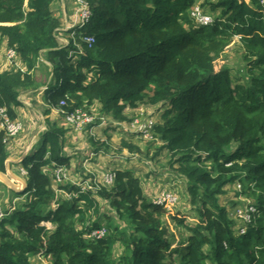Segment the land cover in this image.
Instances as JSON below:
<instances>
[{
	"label": "trees",
	"instance_id": "16d2710c",
	"mask_svg": "<svg viewBox=\"0 0 264 264\" xmlns=\"http://www.w3.org/2000/svg\"><path fill=\"white\" fill-rule=\"evenodd\" d=\"M85 1L88 21L61 31L53 0H0V42L14 48L28 69L45 55L52 74L47 101L64 100L65 112L98 103L105 115L131 122L126 107L156 105L162 113L154 131L164 143L158 150L165 148L171 166L187 179L196 221L186 224L185 215L172 213L189 231L176 241L164 219L169 211L152 202L130 169H112L113 184L81 174L80 182L91 187L69 181L57 185L66 195L55 198L48 167H70L73 156L65 151L70 128L52 122L41 146L18 163L28 171L27 185L11 191L25 201L0 221V264H37L32 257L38 254L52 264H264V0ZM197 2L213 14V23L195 21ZM235 37L241 68L222 60ZM29 77L0 73V106L12 119L23 104L21 93L35 85ZM93 124L99 123L85 127ZM89 138L93 152L110 151L109 141ZM4 139L0 130L2 171L9 156ZM234 184L241 188L229 210L221 196ZM241 197L255 206L242 233L244 220L232 214L247 204ZM109 210L122 225L106 224L114 219ZM103 228L104 236L92 235Z\"/></svg>",
	"mask_w": 264,
	"mask_h": 264
},
{
	"label": "rangeland",
	"instance_id": "374dc122",
	"mask_svg": "<svg viewBox=\"0 0 264 264\" xmlns=\"http://www.w3.org/2000/svg\"><path fill=\"white\" fill-rule=\"evenodd\" d=\"M51 7L55 15L60 18V22L62 23L60 26L61 31L73 29L79 21H82L78 12L76 0H53ZM61 33L62 32L58 31L59 36H61ZM61 40L64 39L61 38ZM79 48H82V46L79 45ZM239 48H241L239 39L235 37L227 47L222 58L226 65L236 68L243 67V55ZM7 50V45L0 42V73L4 71L10 73L21 72L22 75L29 73V78L36 80L34 86H28L27 89L29 90L26 92L22 90L23 92L21 95L23 99L21 101L23 104L17 106V111L18 118L24 123V128L17 136L9 140L7 144L8 153L10 152L11 156H17L21 154L24 149H27L25 148L26 145H33V149H38L42 143V132L52 127V122L60 126L63 125L64 127H68L70 131H68L65 138V151L73 156V162L70 167H66L67 175L62 184L71 181V183H80L81 187H85L91 185V182L88 181L82 184V182H80L83 180V177H80L81 174L86 176L87 173H92L97 177H101L102 180L103 173L114 168L133 170V172L141 178L145 192L149 197H151V195L155 196L164 190L174 193L177 202L172 208H167L169 213L164 216V219L170 227L171 234L174 233L176 241H181L185 238L189 234L188 229L177 225L176 222L171 219L170 215H172V213H174L173 215H185V217H187L186 224H194L196 221L194 208L189 201L190 197L189 191L187 190V179L177 174L175 168L171 166L170 153H168L165 148L158 150L164 143L163 140L156 136L154 130H152L151 133L156 139L150 141L143 139L140 132L131 130L133 125L132 121L134 119L151 118L154 123L161 122L160 116L162 112L158 111L157 106L145 104L137 109L126 107L125 114H128V116L133 119L131 122H126L105 115L99 110V104L97 103L85 110V112L93 118L92 123L98 121L99 124H93L90 127H85L84 124L82 127L78 128L76 125L65 122L64 113L61 111L63 105H65V103L62 102L64 100L60 101L59 105H54L47 101V82L52 77V74L50 73L51 64L46 60L45 55L42 54L41 58H39V61L44 62V65L38 62L33 69H28L27 65L23 63L19 57L10 62L7 57ZM90 134H95L101 140L109 141L110 151L93 152V145L89 138ZM122 141H131L137 148L134 149L133 152L128 148L122 149ZM15 147H18L17 151ZM201 155L202 159H204L207 153L202 152ZM206 161L209 166L211 164L210 160ZM20 167V165L12 163L11 170L20 178L26 180L27 175L20 172ZM49 168L50 167H48V171L51 172ZM53 169L54 168H52V170ZM239 185L240 184L227 185L226 192L221 196V202L226 204L229 210L233 209L230 204H232V200L236 201V192L241 188V185L240 187ZM54 189L56 192L55 198H57V196L59 197V195H66L65 193H61L62 191L59 190L58 186H54ZM16 194L19 193L12 192L9 187H6L0 181V208L11 212L18 204L25 201L24 196H15ZM241 201L244 203L251 201L253 203L252 200H245L244 197H241ZM102 202L105 203L104 201ZM242 204L243 203L238 206L233 204L237 206L238 210L234 212V214L232 212L234 216L243 214L245 217L244 208L240 206ZM53 206L56 207L55 202ZM106 209H109L108 205L105 206V210ZM109 212L114 216V219L105 223L110 225H122L123 222L117 218L115 212L113 210H109ZM49 227L52 228L55 226L49 223ZM240 232L242 233L241 230ZM121 250H123V248L118 247V251ZM32 259L37 264H52L51 257H45L41 254L33 256Z\"/></svg>",
	"mask_w": 264,
	"mask_h": 264
},
{
	"label": "built area",
	"instance_id": "2783aa9c",
	"mask_svg": "<svg viewBox=\"0 0 264 264\" xmlns=\"http://www.w3.org/2000/svg\"><path fill=\"white\" fill-rule=\"evenodd\" d=\"M76 3L78 5V12L81 16V20L79 23L87 22L90 18L91 12L88 7V4L85 0H76ZM192 16L194 17L195 21L198 24L201 25H209L213 23L214 16L213 14L206 12L205 9L201 6L199 2L195 3L192 8ZM87 41L92 43L94 41L93 37H87ZM7 57L10 62L14 61L17 57V51L14 48H8L7 50ZM65 103L64 101H62ZM65 119V122L71 123L73 125H76L78 128L82 127V125L86 126L90 122L92 123V117L85 112V109L78 108L77 110L73 112H65L64 110H61ZM133 125L131 130L140 132L143 139H152L154 136L152 135L151 131L154 130L155 124L151 118L148 119H134L132 121ZM24 128V123L19 118L12 119L8 108L6 106H0V130H3L5 132V143L8 144L9 140H11L13 137L17 136ZM84 128V127H83ZM66 166L63 165H55L54 169L51 170V174L54 176V186L62 184L64 181L66 174ZM20 172L24 175L28 174V171L24 167H20ZM116 173L113 170H108L103 173L102 181H104L107 184H113L115 179ZM91 187V185H89ZM240 187V185H239ZM153 202L163 205L166 208H172V206L177 202L176 198L174 196V193L172 191H161L159 194L155 195L153 197ZM247 202L244 206V213L238 214L237 216L241 219H243V223H240V230L242 232H245L246 227L245 224L249 223L252 219V212L255 210V206L252 203L251 205ZM242 206V205H240ZM237 208L234 209V212H237ZM7 214L6 209L0 208V221L5 217ZM244 225V226H242ZM107 233L106 229H100L93 232L92 235L97 237H102Z\"/></svg>",
	"mask_w": 264,
	"mask_h": 264
},
{
	"label": "water",
	"instance_id": "95a60500",
	"mask_svg": "<svg viewBox=\"0 0 264 264\" xmlns=\"http://www.w3.org/2000/svg\"><path fill=\"white\" fill-rule=\"evenodd\" d=\"M30 147L25 150L23 155L15 161V164H18L24 159V157L29 153ZM13 159L7 158L5 161L6 170H0V181L6 186L9 187L10 190L20 192L25 189L27 182L23 178H20L11 170V163ZM19 180V181H18ZM18 181V182H15Z\"/></svg>",
	"mask_w": 264,
	"mask_h": 264
},
{
	"label": "crops",
	"instance_id": "0c3cea01",
	"mask_svg": "<svg viewBox=\"0 0 264 264\" xmlns=\"http://www.w3.org/2000/svg\"><path fill=\"white\" fill-rule=\"evenodd\" d=\"M27 94H28V92H27ZM20 98L23 99V98H22V95L20 96ZM24 104H26V103H24ZM7 147H8V146H7ZM29 147H30V150H32L33 145H30V146H29V145H26V146H25V148H27V149H28ZM9 149H10V148H9ZM15 150L17 151V150H18V147H15ZM9 151H10V150H9ZM24 152H25V149H24V151L21 152V154H19V155H17V156H16V155L11 156V154H10V152H9V156H8V158H9V159H10V158L13 159L12 163H15V161H16L17 159H19V158L23 155ZM10 156H11V157H10ZM12 163H11V165H12ZM13 172H14V171H13ZM14 173H15V172H14ZM15 174H16V173H15ZM16 175H17V174H16Z\"/></svg>",
	"mask_w": 264,
	"mask_h": 264
},
{
	"label": "clouds",
	"instance_id": "9594fccd",
	"mask_svg": "<svg viewBox=\"0 0 264 264\" xmlns=\"http://www.w3.org/2000/svg\"><path fill=\"white\" fill-rule=\"evenodd\" d=\"M153 197H154L153 195H151V197H150L151 200H152V202H153ZM153 203H154V202H153ZM154 204H157V203H154ZM175 204H176V203H175ZM175 204H174V205H175ZM157 205H160V204H157ZM174 205H173V206H174ZM161 206H163V205H161ZM173 206H172V207H173ZM163 207L168 211V209H167L165 206H163Z\"/></svg>",
	"mask_w": 264,
	"mask_h": 264
}]
</instances>
